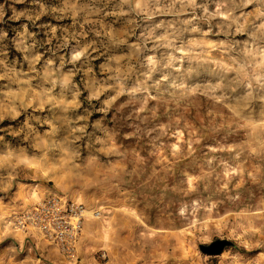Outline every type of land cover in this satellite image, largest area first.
I'll return each instance as SVG.
<instances>
[{
    "label": "rangeland",
    "instance_id": "rangeland-1",
    "mask_svg": "<svg viewBox=\"0 0 264 264\" xmlns=\"http://www.w3.org/2000/svg\"><path fill=\"white\" fill-rule=\"evenodd\" d=\"M0 264H264V0H0Z\"/></svg>",
    "mask_w": 264,
    "mask_h": 264
},
{
    "label": "built area",
    "instance_id": "built-area-1",
    "mask_svg": "<svg viewBox=\"0 0 264 264\" xmlns=\"http://www.w3.org/2000/svg\"><path fill=\"white\" fill-rule=\"evenodd\" d=\"M86 217L82 203L53 194L24 211L17 226L24 233H35L61 255L70 257L79 243Z\"/></svg>",
    "mask_w": 264,
    "mask_h": 264
},
{
    "label": "water",
    "instance_id": "water-1",
    "mask_svg": "<svg viewBox=\"0 0 264 264\" xmlns=\"http://www.w3.org/2000/svg\"><path fill=\"white\" fill-rule=\"evenodd\" d=\"M225 246H226L225 242L215 241L209 246L205 247L203 250L209 256H216V255L221 254Z\"/></svg>",
    "mask_w": 264,
    "mask_h": 264
},
{
    "label": "bare ground",
    "instance_id": "bare-ground-1",
    "mask_svg": "<svg viewBox=\"0 0 264 264\" xmlns=\"http://www.w3.org/2000/svg\"><path fill=\"white\" fill-rule=\"evenodd\" d=\"M97 215V214H96Z\"/></svg>",
    "mask_w": 264,
    "mask_h": 264
}]
</instances>
